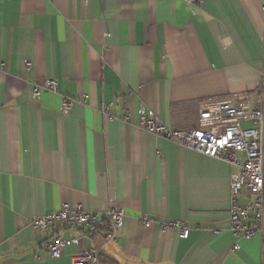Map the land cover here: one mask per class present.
Returning a JSON list of instances; mask_svg holds the SVG:
<instances>
[{"label": "crops", "instance_id": "1", "mask_svg": "<svg viewBox=\"0 0 264 264\" xmlns=\"http://www.w3.org/2000/svg\"><path fill=\"white\" fill-rule=\"evenodd\" d=\"M0 61V264H74L91 249L101 264H264L262 234L231 229L232 167L147 131L139 114L191 129L203 103L254 94L264 0H0ZM47 78L58 92L35 97ZM61 94L74 99L67 113ZM64 203L100 221L122 207L117 241L32 226ZM144 213L186 221L189 237L146 227ZM57 238L78 242L54 258Z\"/></svg>", "mask_w": 264, "mask_h": 264}, {"label": "built area", "instance_id": "2", "mask_svg": "<svg viewBox=\"0 0 264 264\" xmlns=\"http://www.w3.org/2000/svg\"><path fill=\"white\" fill-rule=\"evenodd\" d=\"M186 1L200 3L202 0ZM25 64L31 66L29 60ZM2 67L0 61V69ZM58 90V80L47 78L42 83L34 84L33 95L40 97L44 91ZM73 103L72 97L61 94L59 110L67 113ZM139 114L147 131L174 140L182 147L227 162L232 167L231 229L236 237L251 239L262 234L264 238V82L254 94L235 93L224 100L203 103L198 125L191 129L173 128L159 117L148 115L145 107L139 110ZM105 215L106 219L100 221L99 212L89 210L81 203H64L58 210L36 215L31 224L36 229H45L53 224L90 226L102 231L108 240L117 241L116 234L123 227L125 210L113 206ZM142 221L146 227L159 223L162 231H178L183 238L190 234L189 225L182 219L160 220L144 213ZM76 242L78 239L74 238L55 239L49 245L51 257H60L64 248ZM239 248V243L234 242L232 249ZM100 256L98 249L85 250L74 257V264H101Z\"/></svg>", "mask_w": 264, "mask_h": 264}, {"label": "trees", "instance_id": "3", "mask_svg": "<svg viewBox=\"0 0 264 264\" xmlns=\"http://www.w3.org/2000/svg\"><path fill=\"white\" fill-rule=\"evenodd\" d=\"M102 261V259H100ZM111 264V263H110Z\"/></svg>", "mask_w": 264, "mask_h": 264}]
</instances>
